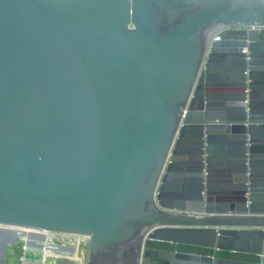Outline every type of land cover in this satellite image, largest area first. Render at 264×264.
Returning <instances> with one entry per match:
<instances>
[{
    "label": "water",
    "instance_id": "95a60500",
    "mask_svg": "<svg viewBox=\"0 0 264 264\" xmlns=\"http://www.w3.org/2000/svg\"><path fill=\"white\" fill-rule=\"evenodd\" d=\"M4 226L264 264V0H0Z\"/></svg>",
    "mask_w": 264,
    "mask_h": 264
},
{
    "label": "rangeland",
    "instance_id": "374dc122",
    "mask_svg": "<svg viewBox=\"0 0 264 264\" xmlns=\"http://www.w3.org/2000/svg\"><path fill=\"white\" fill-rule=\"evenodd\" d=\"M12 236H16L17 239ZM73 236L38 230L0 227V264H86L88 243ZM79 238V237H75ZM154 242L150 241L152 249ZM206 255H213V251ZM221 257L232 254L219 252ZM149 258H145L147 263ZM260 262L256 256L247 257Z\"/></svg>",
    "mask_w": 264,
    "mask_h": 264
},
{
    "label": "flooded vegetation",
    "instance_id": "af4514ba",
    "mask_svg": "<svg viewBox=\"0 0 264 264\" xmlns=\"http://www.w3.org/2000/svg\"><path fill=\"white\" fill-rule=\"evenodd\" d=\"M174 249H175V247L170 245V244L155 242L153 245V248L151 250H156L159 252H171V251H174ZM225 253L228 254L229 252H225ZM230 254H232V255L224 256V257L231 258V259H237V260H246L245 258L240 256L241 254L240 255L239 254H233V253H230ZM261 261L264 262V259L261 258ZM163 262H164V258L154 257V258H149L148 262L145 264H163Z\"/></svg>",
    "mask_w": 264,
    "mask_h": 264
},
{
    "label": "trees",
    "instance_id": "16d2710c",
    "mask_svg": "<svg viewBox=\"0 0 264 264\" xmlns=\"http://www.w3.org/2000/svg\"><path fill=\"white\" fill-rule=\"evenodd\" d=\"M150 242H148L147 244V247L148 248H151V246L149 245ZM155 243V242H154ZM154 245V244H153ZM153 245H152V248H153ZM179 250H182V251H188V252H196V253H200V254H208L209 252H212V250H209V249H204V248H197V247H191V246H179L178 247ZM240 255V254H239ZM240 256H242L243 258H245L246 260L247 257H249V255H244V254H241ZM250 261V260H249Z\"/></svg>",
    "mask_w": 264,
    "mask_h": 264
},
{
    "label": "built area",
    "instance_id": "2783aa9c",
    "mask_svg": "<svg viewBox=\"0 0 264 264\" xmlns=\"http://www.w3.org/2000/svg\"><path fill=\"white\" fill-rule=\"evenodd\" d=\"M75 237H76V236H73L72 238L76 239L77 243L80 242V241H82V240H83V241H86V242L88 241V239L86 240V238L83 237V236H81V237H80V236H77V237H79V238H75Z\"/></svg>",
    "mask_w": 264,
    "mask_h": 264
},
{
    "label": "bare ground",
    "instance_id": "6f19581e",
    "mask_svg": "<svg viewBox=\"0 0 264 264\" xmlns=\"http://www.w3.org/2000/svg\"><path fill=\"white\" fill-rule=\"evenodd\" d=\"M86 238V237H85ZM86 240H87V238H86ZM87 243H88V241H87Z\"/></svg>",
    "mask_w": 264,
    "mask_h": 264
}]
</instances>
